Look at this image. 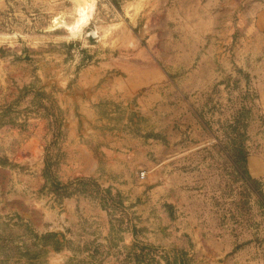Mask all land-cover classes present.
<instances>
[{
	"label": "rangeland",
	"instance_id": "rangeland-1",
	"mask_svg": "<svg viewBox=\"0 0 264 264\" xmlns=\"http://www.w3.org/2000/svg\"><path fill=\"white\" fill-rule=\"evenodd\" d=\"M264 0H0V264H264Z\"/></svg>",
	"mask_w": 264,
	"mask_h": 264
},
{
	"label": "crops",
	"instance_id": "crops-1",
	"mask_svg": "<svg viewBox=\"0 0 264 264\" xmlns=\"http://www.w3.org/2000/svg\"><path fill=\"white\" fill-rule=\"evenodd\" d=\"M258 28L264 31V12H262L257 21ZM248 169L252 177L264 180V160L261 156L253 157L250 160L248 156Z\"/></svg>",
	"mask_w": 264,
	"mask_h": 264
},
{
	"label": "trees",
	"instance_id": "trees-1",
	"mask_svg": "<svg viewBox=\"0 0 264 264\" xmlns=\"http://www.w3.org/2000/svg\"><path fill=\"white\" fill-rule=\"evenodd\" d=\"M245 167H246V171L248 172V174L251 176L250 172H249V169H248V156L246 157V161H245ZM252 177V176H251ZM254 178V177H252ZM254 179H257V178H254Z\"/></svg>",
	"mask_w": 264,
	"mask_h": 264
}]
</instances>
